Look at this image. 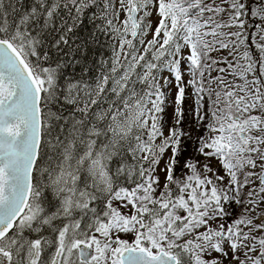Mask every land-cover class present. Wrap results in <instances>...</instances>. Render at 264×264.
<instances>
[{"label":"snow or ice","instance_id":"1","mask_svg":"<svg viewBox=\"0 0 264 264\" xmlns=\"http://www.w3.org/2000/svg\"><path fill=\"white\" fill-rule=\"evenodd\" d=\"M0 264H264V0H0Z\"/></svg>","mask_w":264,"mask_h":264}]
</instances>
